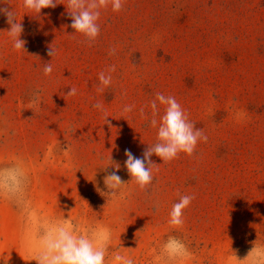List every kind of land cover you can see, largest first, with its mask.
Listing matches in <instances>:
<instances>
[{
    "label": "rangeland",
    "instance_id": "1",
    "mask_svg": "<svg viewBox=\"0 0 264 264\" xmlns=\"http://www.w3.org/2000/svg\"><path fill=\"white\" fill-rule=\"evenodd\" d=\"M57 2L37 15L23 0H0L16 12L27 41L26 53L13 51L0 14V162L26 160L38 213L68 218L74 209L82 225L111 227L113 246L130 248L137 264H151L169 234L192 251L186 264H229L231 251L245 258L255 241L264 242V0H126L119 13L102 11L91 47L69 35L67 0ZM112 64L113 84L99 93L98 74ZM71 87L77 94L65 99ZM37 88L42 103L33 108L29 95ZM157 92L176 98L207 143L168 164L153 155L160 167L149 190L130 183L122 200L107 203L96 190L104 189L100 167L111 155L118 175L131 180L124 151L142 157L156 142L149 121ZM97 101L110 125L92 107ZM126 104L135 108L123 114ZM193 194L182 229L173 231V203ZM38 250L34 229L0 200V254L10 256L8 264H37Z\"/></svg>",
    "mask_w": 264,
    "mask_h": 264
},
{
    "label": "clouds",
    "instance_id": "2",
    "mask_svg": "<svg viewBox=\"0 0 264 264\" xmlns=\"http://www.w3.org/2000/svg\"><path fill=\"white\" fill-rule=\"evenodd\" d=\"M57 0H23V8L27 12H34L37 15L42 9L55 8ZM126 0H67L66 9L71 18L70 27L74 33L69 34L75 38L76 34L81 35L83 43L91 47L100 35V25L97 23L102 11L109 8L113 13L124 10ZM0 14L6 17L9 28L4 31L12 41L13 51L26 53V40L21 39L24 28L17 14L11 7H0ZM50 57L57 55V49L50 46L47 53ZM115 47L108 52L109 56L115 55ZM51 61L43 65V74L50 76L52 73ZM116 71V65L112 64L98 74L99 86L97 91L104 93L113 84L112 73ZM42 89H34L29 95V105L33 108L41 106ZM77 89L71 87L65 99L75 96ZM163 106V114H160V107ZM92 107L104 113V124L110 125L107 120V112L104 104L97 101ZM151 120L149 124L157 129L156 142L148 145L142 157H136L131 150L125 149L124 167L131 177L125 182L118 172L120 163L112 160L111 155L107 163L100 167L105 175L103 176L104 189L97 186V191L109 202H117L125 197L127 186L134 183L141 191L147 192L153 185V170L159 171L151 157H159L163 164H168L179 158L181 153L192 157L196 151L198 142L207 143L208 137L203 129L188 119V115L181 107L174 96H165L163 93H155V98L150 101ZM135 108L134 104H126L122 109L123 114H128ZM140 116L145 117L144 107H141ZM159 116V120H157ZM61 151L67 152L68 149ZM98 159L104 160L102 155ZM109 168L113 169L109 171ZM95 175V174H94ZM33 178L26 160L22 156H14L7 162H0V200L10 203L19 213L20 218L26 227L34 229L36 239L39 243V250L34 259L37 264H137L136 259L130 255V248L117 245L113 246V229L106 225L87 223L82 225L78 218H73L71 212L68 218L64 213L56 216H44L36 211L32 199ZM195 199V195H181L173 203L169 212L168 225L173 231H179L184 225V209ZM156 211H159L158 202L153 204ZM193 256L185 239L179 235L169 234L167 238L158 245V253L151 264H186ZM9 255L0 254V262L8 264ZM229 264H264V242L255 241L245 258L238 259L231 251L228 257Z\"/></svg>",
    "mask_w": 264,
    "mask_h": 264
}]
</instances>
